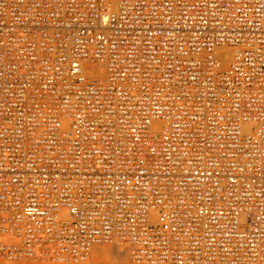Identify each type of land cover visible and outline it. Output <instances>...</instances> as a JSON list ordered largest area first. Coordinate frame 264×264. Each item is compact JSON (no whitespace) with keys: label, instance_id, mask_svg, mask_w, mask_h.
<instances>
[{"label":"built area","instance_id":"built-area-1","mask_svg":"<svg viewBox=\"0 0 264 264\" xmlns=\"http://www.w3.org/2000/svg\"><path fill=\"white\" fill-rule=\"evenodd\" d=\"M264 264V0H0V264Z\"/></svg>","mask_w":264,"mask_h":264},{"label":"bare ground","instance_id":"bare-ground-1","mask_svg":"<svg viewBox=\"0 0 264 264\" xmlns=\"http://www.w3.org/2000/svg\"><path fill=\"white\" fill-rule=\"evenodd\" d=\"M127 255H128L127 252L123 248H117V251H113V249L111 247H107V246H99V247H97V249H96V251L94 253V257L95 258H97V259L103 258V260H105V257H106L108 259V261H110L109 260L110 257H116V258L123 257L124 259H127L126 258ZM123 258H121V259H123ZM112 261H114V260H112ZM106 264H110V263L108 262ZM115 264H116V262H115ZM117 264H119V263H117Z\"/></svg>","mask_w":264,"mask_h":264},{"label":"rangeland","instance_id":"rangeland-1","mask_svg":"<svg viewBox=\"0 0 264 264\" xmlns=\"http://www.w3.org/2000/svg\"><path fill=\"white\" fill-rule=\"evenodd\" d=\"M112 249H113V251H117V248H112ZM125 255H126V254H125ZM111 258H112V259H111ZM114 258H115V259H114ZM121 258H123V257H119V258H116V257H110V258H109L110 261H108V259L105 257V260L101 259V261H103L104 263H108V262H109L110 264H113V263L115 264V262H116V264H117V263H119V264H127V263L130 264V263H131V264H132V263H133V262H131V260L129 259L128 255H127V257H126L127 259H124V258L121 259ZM112 260H114V261H112ZM133 264H134V263H133Z\"/></svg>","mask_w":264,"mask_h":264}]
</instances>
